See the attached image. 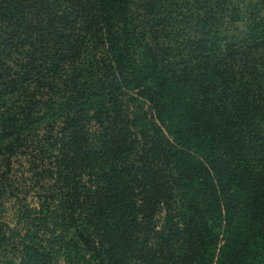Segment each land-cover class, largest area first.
I'll list each match as a JSON object with an SVG mask.
<instances>
[{"label":"trees","instance_id":"16d2710c","mask_svg":"<svg viewBox=\"0 0 264 264\" xmlns=\"http://www.w3.org/2000/svg\"><path fill=\"white\" fill-rule=\"evenodd\" d=\"M6 254L264 264V0H0Z\"/></svg>","mask_w":264,"mask_h":264},{"label":"rangeland","instance_id":"374dc122","mask_svg":"<svg viewBox=\"0 0 264 264\" xmlns=\"http://www.w3.org/2000/svg\"><path fill=\"white\" fill-rule=\"evenodd\" d=\"M21 161V163H20ZM19 162H18V165L16 166L17 168H24L25 169V161L23 159H21ZM19 173V176H20V172ZM27 174V173H26ZM16 175V173H15ZM27 188V187H26ZM7 206H12L9 201L7 203ZM9 207V208H10ZM0 264H14V261H13V258L11 256V254H6V255H2L0 256Z\"/></svg>","mask_w":264,"mask_h":264}]
</instances>
